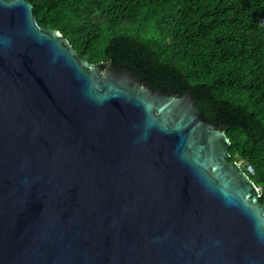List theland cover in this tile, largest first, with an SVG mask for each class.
<instances>
[{
	"label": "water",
	"instance_id": "water-1",
	"mask_svg": "<svg viewBox=\"0 0 264 264\" xmlns=\"http://www.w3.org/2000/svg\"><path fill=\"white\" fill-rule=\"evenodd\" d=\"M190 89L82 59L0 0V264H264L261 187Z\"/></svg>",
	"mask_w": 264,
	"mask_h": 264
},
{
	"label": "trees",
	"instance_id": "trees-1",
	"mask_svg": "<svg viewBox=\"0 0 264 264\" xmlns=\"http://www.w3.org/2000/svg\"><path fill=\"white\" fill-rule=\"evenodd\" d=\"M82 59L130 69L154 90L190 89L206 121L254 167L264 203V0H29Z\"/></svg>",
	"mask_w": 264,
	"mask_h": 264
},
{
	"label": "built area",
	"instance_id": "built-area-1",
	"mask_svg": "<svg viewBox=\"0 0 264 264\" xmlns=\"http://www.w3.org/2000/svg\"><path fill=\"white\" fill-rule=\"evenodd\" d=\"M238 164L248 173H254V167L252 164H249L248 162L244 160L237 161Z\"/></svg>",
	"mask_w": 264,
	"mask_h": 264
},
{
	"label": "flooded vegetation",
	"instance_id": "flooded-vegetation-1",
	"mask_svg": "<svg viewBox=\"0 0 264 264\" xmlns=\"http://www.w3.org/2000/svg\"><path fill=\"white\" fill-rule=\"evenodd\" d=\"M261 187V186H260ZM263 190H262V187H261V192H262Z\"/></svg>",
	"mask_w": 264,
	"mask_h": 264
}]
</instances>
